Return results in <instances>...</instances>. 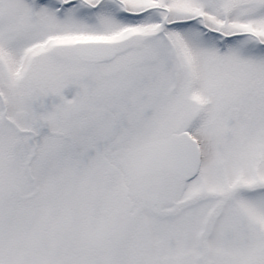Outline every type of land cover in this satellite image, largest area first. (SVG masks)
I'll return each instance as SVG.
<instances>
[{"label": "snow or ice", "instance_id": "obj_1", "mask_svg": "<svg viewBox=\"0 0 264 264\" xmlns=\"http://www.w3.org/2000/svg\"><path fill=\"white\" fill-rule=\"evenodd\" d=\"M0 264H264V0H0Z\"/></svg>", "mask_w": 264, "mask_h": 264}]
</instances>
